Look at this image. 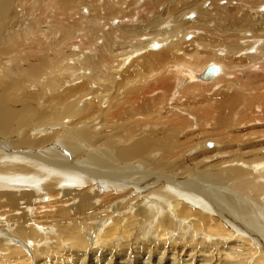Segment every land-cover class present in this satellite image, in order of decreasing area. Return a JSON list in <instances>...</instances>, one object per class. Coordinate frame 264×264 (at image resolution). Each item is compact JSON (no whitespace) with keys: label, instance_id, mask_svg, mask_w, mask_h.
Instances as JSON below:
<instances>
[{"label":"bare ground","instance_id":"6f19581e","mask_svg":"<svg viewBox=\"0 0 264 264\" xmlns=\"http://www.w3.org/2000/svg\"><path fill=\"white\" fill-rule=\"evenodd\" d=\"M138 1L0 0V264H264V0Z\"/></svg>","mask_w":264,"mask_h":264},{"label":"rangeland","instance_id":"374dc122","mask_svg":"<svg viewBox=\"0 0 264 264\" xmlns=\"http://www.w3.org/2000/svg\"><path fill=\"white\" fill-rule=\"evenodd\" d=\"M142 3L144 2V0H140ZM169 1H176V0H169ZM137 2H139L138 0H137ZM140 2V3H141ZM191 2H193V3H195L196 2V4L198 5L199 3V5H198V8H197V10H199L200 8L204 11V12H206V11H212V10H214V7L215 6H217V7H219V8H222V7H224V6H227L228 8L230 7V9H238L240 6H242V5H240L239 3H237V2H239V1H236V0H214V2L212 1V0H199V1H196V0H191ZM236 3V4H235ZM226 4V5H225ZM221 6V7H220ZM231 6H233V7H231ZM239 6V7H238ZM261 7L262 6H264V2L263 3H261V5H260ZM259 6V8H261ZM78 7V6H77ZM216 7V8H217ZM258 7V6H257ZM257 7H255L254 9H251V8H246L245 6H242L241 7V10H243L244 12L245 11H247L249 14H251V15H253V14H259L260 16H264V12H260L259 11V8H257ZM82 14H85V15H88V11H87V6H85V5H83L82 7ZM87 8V9H86ZM206 8H207V10H206ZM257 8V9H256ZM256 9V10H255ZM184 11H185V9H183ZM78 12H79V10H78ZM256 12V13H255ZM258 12V13H257ZM182 13L183 12H179V14L177 15V16H179L180 17V19H181V17H182ZM186 13V12H185ZM187 14H189V16L187 17V19H190V18H196L197 17V13L196 12H194V11H190L189 13H187ZM242 13H240L239 14V16H242L241 15ZM63 15V14H62ZM63 17V16H62ZM166 18V17H165ZM164 18V19H165ZM200 20V19H199ZM202 20V19H201ZM261 21L263 20L262 18L260 19ZM78 21H80L79 19H77L76 20V23L75 24H73V25H69V26H75L76 24H77V22ZM169 21V20H168ZM59 22L61 23V24H66V23H69V22H72V21H68V20H64L63 21V19L62 18H59ZM118 22H120L119 20H113L112 21V23H111V26H112V24L113 23H118ZM170 22V23H169ZM168 23L166 22L164 25H163V27L164 28H166V27H170V26H172V23H171V21H169ZM25 26H27V24L25 25ZM162 27V28H163ZM17 29H19V28H16V30ZM48 29H50V28H48ZM78 35H81V33L79 34V30H77L76 32H75V35H73L72 37H75V36H78ZM194 35V34H193ZM57 36H60V33H58V35ZM55 37V38H58V37ZM193 36H192V34H188V35H186L183 39L184 40H186V41H190V40H192L193 38H192ZM142 39V41H145V40H147L148 38H145V37H141L140 38V40ZM145 39V40H144ZM55 40V39H54ZM136 40V39H135ZM46 41V40H45ZM122 41V40H121ZM130 39H129V44H131L130 43ZM170 42V41H169ZM47 43H49L50 44V41H47ZM160 43L161 42H157V43H154V44H158L159 45V47H160ZM3 44H4V42H3ZM3 44H1V45H3ZM153 44V45H154ZM161 44H163V43H161ZM168 44V43H167ZM117 45V44H116ZM164 45V44H163ZM48 46H50V45H48ZM121 46H123V48L125 49V47H126V45H122L121 44ZM130 46V45H129ZM40 48L41 47H39L38 49L40 50ZM116 48V47H115ZM161 48V47H160ZM192 48V47H191ZM253 48V47H252ZM75 49H76V46H74L73 45V47H72V49H71V51H74L75 52ZM127 49L128 50H130L131 48H129L128 47V45H127ZM126 49V50H127ZM51 51L52 52H54L52 49H51ZM51 51H49V55L51 56L52 55V52ZM66 51V50H65ZM121 50H118L117 52H120ZM22 55L24 56L25 54L24 53H22ZM135 55V54H134ZM133 55V56H134ZM218 55L219 56H222V53H218ZM25 57V56H24ZM131 62V56H130V58H129V63ZM69 63H71V62H69ZM178 64V63H177ZM62 66V65H61ZM226 72V71H225ZM167 73H168V70H167ZM66 74H68V73H62L61 74V76H59L57 79L58 80H60V81H63V79H64V76L66 75ZM87 75L86 76H88L89 75V73H86ZM170 74V73H169ZM120 76L118 75V76H116V80H118V78H119ZM221 77V75H219L217 78H215L214 80H212V81H214L215 82V80L217 81V79H219ZM78 83V82H77ZM213 83V82H212ZM94 88H96L97 86L96 85H92ZM33 87V88H32ZM32 87H30V91H32L31 89H35V86H32ZM220 88L222 89V85L221 86H218V87H216V89L217 90H220ZM94 90H97V91H99L100 89H94ZM100 94H101V92H99ZM185 101V100H184ZM43 103V102H42ZM108 106V105H107ZM260 108V107H259ZM260 110V109H259ZM200 125H198L197 127H196V130L198 129V127H199ZM196 130H195V132H196ZM133 135V134H132ZM215 140V141H214ZM212 139L211 141L209 140L208 142H206L204 145H202L203 143H201L200 142V140L198 141L197 140V142H198V144L201 146V149H199V151H195L194 150V152H192L191 154H193L194 156L195 155H197V153H200V152H202L203 150H204V146H206V148H212V149H216L217 148V146L218 147H222L223 146V144L222 143H220L219 142V140L217 141V139ZM196 142V143H197ZM219 143V144H218ZM200 148V147H199ZM263 154H264V151L262 152ZM231 155V154H230ZM232 156V155H231ZM156 158L157 159H159V156H156ZM231 157H229L227 154H213L212 156H211V158L209 159V162L210 163H213L214 161L215 162H218V161H221V160H229ZM231 161V160H230ZM214 162V163H215ZM241 164L240 165H238L239 163L238 162H231V163H226V164H224L222 167H225L224 168V170H228V169H230L231 171L227 174V175H225L224 176V179L225 180H227V178H230L231 177V175L233 176H235V174L233 173V169H235V168H237V167H241L242 165H243V163L242 162H240ZM261 173H264V169L261 171ZM228 176V177H227ZM230 176V177H229ZM233 176V177H234ZM259 179V181H260V183H264V179L263 178H261V177H259L258 178ZM250 180V179H249ZM240 182H241V180H240ZM233 184V183H232ZM178 188V187H177ZM232 188V187H231ZM179 189H181V188H178V190ZM224 194V193H223ZM234 195H240V194H236V193H234ZM227 197V196H226ZM44 201L46 202V200L44 199ZM261 202L264 204V198H262L261 199ZM157 208V207H156ZM155 209V208H154ZM172 209L173 208H171V211H172ZM135 211V210H134ZM110 221V220H109ZM110 224V223H109ZM34 225V224H33ZM40 226H43V227H45L44 225H40ZM36 228H39V227H37V225L35 226ZM142 228V227H141ZM50 229V231H55V226H51V228H49ZM48 229V230H49ZM143 229V228H142ZM150 230V231H149ZM0 231L2 232V230L0 229ZM148 231V232H147ZM147 231H145L143 234H142V242H147L148 240H152L153 238H152V233H149V232H152V229H148ZM0 232V233H1ZM102 234V233H101ZM150 234V235H149ZM144 235V236H143ZM148 235V236H147ZM146 236V237H145ZM154 236V235H153ZM145 240H144V239ZM188 238V237H187ZM187 238H185V239H187ZM155 240L156 241H158L159 240V237L156 239L155 238ZM172 242L174 243V240H168L167 241V245H166V247L165 248H156V249H158V250H153L152 251V254L150 253V249H152V247L150 246L149 248H146V247H143V246H141L140 248L138 247V246H134V248L135 249H133V250H131V249H129L130 251H133V252H131V253H127V252H125V253H123L122 255H121V253L120 254H118V255H116V253H113V255H108V256H106V255H104V256H102V257H100V255H98V262H99V264H108L109 262H111V263H113V264H115V261H112V256L117 260V262L118 261H121L122 260V262L123 261H125V262H127V264H135V262H136V264H148L147 263V261H149V264H152V262H153V264H164L165 263V260H166V258L169 256V257H172L174 254H176L175 255V257L179 260V262H181V250H180V248H177V247H179V245L177 246V247H173L171 244H172ZM51 243V242H50ZM46 245L47 246H50V244H49V242L48 243H46ZM145 245V244H144ZM102 246H104V245H102ZM145 246H149V245H145ZM154 247H156V246H154ZM177 248V249H176ZM166 250V251H165ZM168 250V251H167ZM175 250H177V251H175ZM130 251H128V252H130ZM136 251H138V252H136ZM135 252V253H134ZM141 252V253H140ZM168 252V253H167ZM134 253V254H133ZM163 253V254H162ZM180 253V254H179ZM107 254H110V253H107ZM166 254V255H165ZM120 255V256H119ZM163 255V256H162ZM177 255H178V257H177ZM110 256V257H109ZM183 256V255H182ZM135 257H137L136 258V261H135ZM148 257H150V260H149V258ZM152 257V258H151ZM164 259H163V258ZM147 260H146V259ZM159 259V260H158ZM132 260V261H131ZM139 260V261H138ZM153 260V261H152ZM109 261V262H108ZM138 261V262H137ZM145 261V262H144ZM161 261H163L162 263H159V262ZM55 262V261H54ZM128 262H130V263H128ZM142 262V263H141ZM151 262V263H150ZM53 264V263H52ZM94 264V263H93ZM96 264V263H95ZM110 264V263H109Z\"/></svg>","mask_w":264,"mask_h":264},{"label":"water","instance_id":"95a60500","mask_svg":"<svg viewBox=\"0 0 264 264\" xmlns=\"http://www.w3.org/2000/svg\"><path fill=\"white\" fill-rule=\"evenodd\" d=\"M262 9L264 10V6L262 7ZM218 73H219V68L218 67L210 66V67H208L204 78L212 79L215 76H217Z\"/></svg>","mask_w":264,"mask_h":264}]
</instances>
